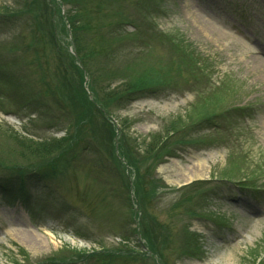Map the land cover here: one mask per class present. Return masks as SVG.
<instances>
[{
	"label": "rangeland",
	"instance_id": "obj_1",
	"mask_svg": "<svg viewBox=\"0 0 264 264\" xmlns=\"http://www.w3.org/2000/svg\"><path fill=\"white\" fill-rule=\"evenodd\" d=\"M0 264H264V0H0Z\"/></svg>",
	"mask_w": 264,
	"mask_h": 264
},
{
	"label": "trees",
	"instance_id": "obj_2",
	"mask_svg": "<svg viewBox=\"0 0 264 264\" xmlns=\"http://www.w3.org/2000/svg\"><path fill=\"white\" fill-rule=\"evenodd\" d=\"M75 20H76V15L72 14L69 17L67 16V21H68V24H69L72 32H76L78 30L77 25H75ZM73 42L75 43V51L77 54V56H75V58L77 59L76 61H78V63L81 65L83 72L85 71L84 73H88L90 75L91 70L88 68L86 57H85V55H82V52H81L77 42L75 41L74 36H73ZM117 93L118 92H115L113 94H109L108 97L110 99L118 98V95H116Z\"/></svg>",
	"mask_w": 264,
	"mask_h": 264
},
{
	"label": "bare ground",
	"instance_id": "obj_3",
	"mask_svg": "<svg viewBox=\"0 0 264 264\" xmlns=\"http://www.w3.org/2000/svg\"><path fill=\"white\" fill-rule=\"evenodd\" d=\"M193 168H189L188 171L191 170L192 175L188 176V171H183V169H180V176L182 178H187L188 182L191 181L193 178H201L204 173V165L202 161L198 160L197 163L193 164Z\"/></svg>",
	"mask_w": 264,
	"mask_h": 264
}]
</instances>
